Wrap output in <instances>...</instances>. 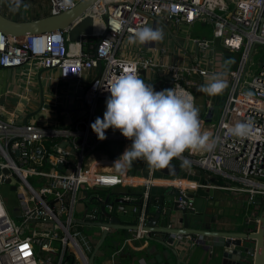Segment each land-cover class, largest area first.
<instances>
[{
    "label": "built area",
    "instance_id": "built-area-1",
    "mask_svg": "<svg viewBox=\"0 0 264 264\" xmlns=\"http://www.w3.org/2000/svg\"><path fill=\"white\" fill-rule=\"evenodd\" d=\"M80 1L72 0L68 8L63 0H48L50 13L69 11ZM85 17L93 19L92 34L72 41L69 29ZM156 18L177 25L197 20L218 25L223 33L221 45L231 55L238 54L236 66L227 70L229 85L218 119L211 122L200 119L202 130L218 138L215 148L186 150L178 159H187L200 169L222 177V185L210 186L246 193L249 204L255 203L259 196L264 199V57L257 74L247 79L257 46L264 47V0H98L64 30L15 37L0 29L2 68L18 69L29 64L34 68H58L61 80H75L83 87L79 98L85 106L76 120L59 126L19 123L0 115V188L9 184L13 190L12 186H16L20 201L17 212L24 224L19 227L13 223L0 192V264H69L67 257H72L74 264H89L94 246L80 229L77 213L81 194L85 193L88 198L93 189L111 190L112 199L106 202L109 211L114 208L113 200L129 187L144 188V208L153 187L175 186L182 192L187 191L186 179H164L154 174L136 176L127 171V165L117 168L114 164L117 159L88 161L89 154L103 141H122L127 147L132 143L113 129L106 130L107 139L100 140L90 126L98 117L99 101L107 99L110 92L106 89L119 75L135 72L142 78L143 70L168 71L170 88L190 92L196 104L189 87L198 84L196 76L215 73L213 67L206 65V58L200 59L197 55L191 57L190 63L176 60L172 64L143 54L135 59L128 57L123 48L124 38L131 37L140 27H150ZM194 42L215 56L214 39L194 38ZM160 52L168 53L166 46ZM100 67V75L83 82L86 71ZM213 104L208 101L209 107ZM3 109L0 105V110ZM238 121H251L248 137L239 139L228 135L227 128ZM96 196L98 206L86 209L84 220H105L101 204L106 198ZM122 197L134 203L131 195ZM119 208L123 209L124 205L120 204ZM147 220L145 215L141 217L135 237L151 235L143 228ZM254 221L256 228L249 232L258 228L259 216ZM30 223L38 225L39 230H31ZM172 236L174 241L190 240L198 245L203 239L201 235L197 238L184 234ZM54 241H59L60 246H53Z\"/></svg>",
    "mask_w": 264,
    "mask_h": 264
},
{
    "label": "crops",
    "instance_id": "crops-1",
    "mask_svg": "<svg viewBox=\"0 0 264 264\" xmlns=\"http://www.w3.org/2000/svg\"><path fill=\"white\" fill-rule=\"evenodd\" d=\"M24 5H28L27 9H25ZM0 9L3 15L19 22L39 20L51 14L48 0H21L19 8H16L13 0H0ZM160 21L158 27L164 33V39L160 42L170 38L177 40L178 37H181L179 32L183 27H191L196 23H199L203 28L210 24L213 28V36L195 38L215 40L219 36V26L211 22L197 20L192 24L177 25L173 21H165L163 19ZM153 23L154 21L150 27L153 26ZM129 38L127 36L123 40V48L124 51L126 50L128 57L135 59L143 54L152 56L165 64H172L176 60L190 63L186 58L183 60L176 57H167L166 55L169 52L166 54L160 52V48H163L160 42L129 43ZM222 48L226 55L216 52L215 56H212L209 51L202 50L195 44V53L190 55V60L191 57L199 56L200 54L202 57L199 56V58H206V65L213 67L215 73H227V70L233 66L234 58L228 50L223 46ZM14 70L17 71V77H14L13 80H0V105L4 107L3 110H0V115L5 120L59 126L63 123L70 124L83 113L85 106L79 98L82 94L80 89L83 87L75 80H61L58 68L44 70V68H34L29 64ZM98 74L99 69L86 71L83 76V82H89ZM142 74L141 79L146 84H151L156 91L164 90L166 84L169 83L168 77L170 73L160 68H153L148 71L143 70ZM227 75L225 78L228 86L229 77ZM196 77L198 84L190 86L189 89L196 97L199 116L204 114L206 118L210 108L208 101L210 100L214 103L215 110L218 112L222 106L226 91L224 90L221 94L215 96L207 95L199 90L201 85L205 83V76ZM105 110L106 100H100L98 116L103 117ZM205 118L199 117V119L203 120ZM126 148L128 147L122 141H103L94 152L89 154L88 161L106 162L116 160ZM182 162L183 160L173 158L168 166L155 168L151 167L143 158H138L132 161L130 165H127V171L141 177L154 174L156 177L164 179H186L185 183L188 184L186 192L201 197L194 201V206L197 209L205 208L212 217L217 216L222 223L227 225L230 231L248 232L256 228L254 219L261 214L259 203L261 199L264 201L262 196H259L255 203L249 204L246 193L210 186L222 185L224 182L221 176L200 169L192 162L187 166H182ZM111 167L115 168L114 166ZM164 191L165 187L156 186L152 188L151 193L160 196ZM96 195L100 194L95 191L89 192L88 198H86L87 195L85 193L81 194L80 212L77 213L78 222L83 219V212L87 208L92 210L98 206L96 203L88 201ZM250 218L253 220L250 221ZM90 227L92 226L80 224V229L88 236L95 248L102 236V229L96 227L95 233L91 235L86 233L87 228ZM135 235L134 231L126 229H109L107 238L98 250L93 264H222V253L216 250L215 247L210 251L203 244H192L190 240L174 241L172 246L168 247L158 242L157 238L152 235L141 238L135 237ZM252 256H249V259Z\"/></svg>",
    "mask_w": 264,
    "mask_h": 264
},
{
    "label": "clouds",
    "instance_id": "clouds-1",
    "mask_svg": "<svg viewBox=\"0 0 264 264\" xmlns=\"http://www.w3.org/2000/svg\"><path fill=\"white\" fill-rule=\"evenodd\" d=\"M16 8L21 0H13ZM70 8L72 0H63ZM27 9L28 5H24ZM164 39L159 27L143 26L135 30L129 43L145 44ZM226 73L205 74V83L200 91L215 96L227 87ZM110 95L106 99L103 117H96L91 128L98 139H107L106 130H119L132 141L114 162L117 168L130 165L143 158L151 167L164 168L173 158H179L186 150L212 151L217 137L202 130L199 108L190 92L178 88L156 91L146 84L135 72L119 75L106 89ZM252 131L251 121L236 122L227 128L228 135L243 139ZM190 162L184 159L182 166Z\"/></svg>",
    "mask_w": 264,
    "mask_h": 264
},
{
    "label": "water",
    "instance_id": "water-1",
    "mask_svg": "<svg viewBox=\"0 0 264 264\" xmlns=\"http://www.w3.org/2000/svg\"><path fill=\"white\" fill-rule=\"evenodd\" d=\"M96 1L98 0H81L69 11L57 15L50 14L45 18L27 22H19L8 18L3 15L0 9V29L5 34L15 37L41 34L56 29L64 30ZM103 17L106 19V15L103 14ZM160 20L159 18L154 19L152 28H157L158 23L161 22ZM93 28V19L85 17L69 29L68 36L72 41L80 40L82 35H91ZM214 43L217 52L226 55L221 46L220 36L215 38ZM197 51L199 50L197 49ZM233 58L232 67L234 68L237 64L238 54H233ZM44 70H47V68H44ZM100 74L101 67L99 69ZM169 88L170 84L168 83L165 89ZM80 91L83 93L84 90L80 89ZM217 119L218 112L213 105L209 108L205 120L211 122ZM5 172H8V170H5ZM12 189L15 190L16 186H12ZM126 194L128 193L122 192L120 193L121 197L113 200L114 208L112 211H109L106 207V202L112 199V194L107 195L105 203L101 204V211L105 217L104 221L90 222L84 219L79 221L80 224L85 226L105 227L101 228L102 236L90 255L89 264H93L98 250L107 238L109 229L137 231L143 215L148 219L143 228L165 246H172L174 243L173 234L190 235L193 238L201 235L203 239L200 243L206 249L212 251L215 247L216 250L222 253V264H264V202L260 201L259 203L261 214L258 228L252 232H242L228 230L227 225L222 223L217 216L212 217L205 208L197 209L194 206V201L201 197L182 192L180 188L175 186L165 187V191L157 197V200L150 203L149 206L147 202L145 208L143 206L144 201L138 205L125 200L122 196ZM93 200L98 201L99 199L95 196L91 199V203ZM120 204L124 205L123 209L119 208ZM249 256H252V258L249 259Z\"/></svg>",
    "mask_w": 264,
    "mask_h": 264
},
{
    "label": "rangeland",
    "instance_id": "rangeland-1",
    "mask_svg": "<svg viewBox=\"0 0 264 264\" xmlns=\"http://www.w3.org/2000/svg\"><path fill=\"white\" fill-rule=\"evenodd\" d=\"M218 32H219V36L223 35L220 26L218 27ZM179 33L181 37H178L177 40L170 38L169 40H164L163 42H160V43L163 46H166L169 52V54L166 55L167 57L169 58L176 57V58H181L183 60L184 58H186L187 61L188 60L191 61L190 55H193L195 53V50H194L195 42L193 43V39L195 37H212L213 28L211 27L210 24H208V26L203 28L202 26H200L199 23H196L194 26H191V27H186V28L183 27ZM199 56L202 57L200 54ZM263 57H264V47L262 45H258L257 54L254 55L250 68H249V74L247 76L248 80H251L252 77L257 74V71L259 69V62L263 59ZM14 77H17V71L14 70V68H9L7 69V71L5 70L0 71L1 81L2 80H8V81L13 80ZM199 117L205 118L204 114H201V116ZM93 191H95L96 193L102 196L107 195L110 192L109 190L103 189V188H96V189L91 190L90 192L92 193ZM0 192L2 194L3 199L5 200L9 217L12 219L13 223L16 226L24 227L22 217L20 216L19 212H17V209L20 208V201H19L17 192L15 190H11V187L9 184L2 185L0 188ZM29 228L31 230H39V226L34 225V223H30ZM95 231H96V227L92 226L90 228H87L86 233L93 235ZM52 245L55 247H59L60 242L54 241Z\"/></svg>",
    "mask_w": 264,
    "mask_h": 264
},
{
    "label": "trees",
    "instance_id": "trees-1",
    "mask_svg": "<svg viewBox=\"0 0 264 264\" xmlns=\"http://www.w3.org/2000/svg\"><path fill=\"white\" fill-rule=\"evenodd\" d=\"M143 189H144L143 187H129L126 192L135 199L134 203L139 205L144 201V190ZM110 193L111 192H109L108 194H110ZM107 195H104V197L106 198ZM157 197H158L157 195L150 193L149 200H148V206L150 203L156 201ZM92 203L97 204V201L93 200ZM67 259L69 260V264L75 263V261L73 260L72 257H70V258L67 257Z\"/></svg>",
    "mask_w": 264,
    "mask_h": 264
},
{
    "label": "flooded vegetation",
    "instance_id": "flooded-vegetation-1",
    "mask_svg": "<svg viewBox=\"0 0 264 264\" xmlns=\"http://www.w3.org/2000/svg\"><path fill=\"white\" fill-rule=\"evenodd\" d=\"M1 70H7V69L0 67V71H1Z\"/></svg>",
    "mask_w": 264,
    "mask_h": 264
}]
</instances>
